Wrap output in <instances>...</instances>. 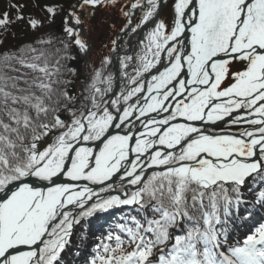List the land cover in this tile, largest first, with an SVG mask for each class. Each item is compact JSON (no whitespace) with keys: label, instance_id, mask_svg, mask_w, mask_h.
<instances>
[{"label":"snow or ice","instance_id":"obj_1","mask_svg":"<svg viewBox=\"0 0 264 264\" xmlns=\"http://www.w3.org/2000/svg\"><path fill=\"white\" fill-rule=\"evenodd\" d=\"M165 3L46 5L48 23L64 17L54 66L31 46V58L0 57L19 73L0 77V264H64L74 226L119 206L140 217L120 226L127 246L109 234L84 264H264V224L228 243L230 228L264 208V0H173L162 16ZM12 7L3 33L18 21L43 26ZM114 8L119 68L95 71L77 104L64 87L77 67L64 65L90 52L85 29ZM21 69L41 75L29 83Z\"/></svg>","mask_w":264,"mask_h":264},{"label":"trees","instance_id":"obj_2","mask_svg":"<svg viewBox=\"0 0 264 264\" xmlns=\"http://www.w3.org/2000/svg\"><path fill=\"white\" fill-rule=\"evenodd\" d=\"M75 0H0V18L3 17L5 12L8 13L11 19H14L17 15V9L12 5H22L20 13L23 14L25 19L33 18L43 22V26L36 30L31 29L25 22L18 21L11 25L8 33H3L0 30V40L4 43L0 44V57L5 54H14L16 56H24L25 58H31L36 53L28 51L29 46L35 47L37 52H43L47 57L50 66H54L55 60L59 58L62 53H57V49L60 47L56 42L57 37H63L57 30V25H60L63 21V15H57L54 23H48V14L44 11V6L50 4L63 5L67 9ZM53 40V44H40L42 39ZM19 67V65H14ZM70 66V62L64 65L65 68ZM22 72H27V79L31 83L34 79L39 77L40 73H33L28 69H21ZM18 76V72L11 71V69L4 66L0 61V77ZM75 82V76L66 77ZM10 83V82H9ZM76 83V82H75ZM72 85V84H71ZM71 85H65L64 87L70 92ZM20 87H26L23 83ZM32 91L36 95H40L38 89L33 88ZM63 113V112H62ZM100 194H103L100 193ZM249 203H252L253 198L251 193H246ZM134 206H120L109 209L107 212H97L93 216L81 220V224L77 225L74 229L72 236L70 237V243L66 245L64 252L61 253L64 264H84L85 257L89 256V253H94L96 246L100 242L107 243L106 237L109 234L120 235L125 241L127 246V234L120 231V226L125 225L127 227H133L130 217L140 219L135 212L131 211ZM253 216L251 219H245L240 221V226L235 229H229V245L238 246L246 239L247 235L252 234L255 228L260 224H264V208H260L259 205H255ZM242 215H247L245 209H241ZM183 234V233H181ZM85 239L82 241L81 236ZM113 246L114 242H113ZM79 248V254L76 253V249ZM131 250V249H129ZM160 251V249H157ZM223 251V249L221 250ZM90 259V257H89Z\"/></svg>","mask_w":264,"mask_h":264},{"label":"rangeland","instance_id":"obj_3","mask_svg":"<svg viewBox=\"0 0 264 264\" xmlns=\"http://www.w3.org/2000/svg\"><path fill=\"white\" fill-rule=\"evenodd\" d=\"M172 5H173V0H168L165 5L162 16L171 15ZM104 18H107V21L104 22L103 21ZM122 21H123V17L120 15L119 11L114 8L111 11L100 12L96 17L95 24H92L90 27H87L85 29L84 35L90 45V52L87 55L84 54L78 55L77 58L81 59L84 65L83 67L84 69L81 72L83 79L79 77L78 79L80 80V82L77 83L73 82L70 88V93L75 96L77 104L87 103V100L85 98L89 95L90 86L92 84L95 71L103 70L105 75L109 73L114 75L113 67L115 65L118 66V62L117 61L115 63L113 62L112 65H104L102 61L105 56H111L112 58H115L116 53L111 52L105 54L103 51L105 48L109 49L110 41L117 35L115 29L112 26L116 25L118 27L120 23H122ZM113 22L114 24L112 25ZM61 24L57 25V30L60 34H63L62 29L60 30L58 29L59 26L61 27ZM95 25H98V29L96 31H94L93 29ZM102 34H103V39L101 40ZM138 38L139 37L131 39V47L128 50L129 54L135 52V47L137 41L139 40ZM121 54H123L122 49H121ZM99 58L100 60L97 61V59ZM101 87H103V85H101ZM61 115H65V114L61 113ZM76 226L77 225L74 226V229Z\"/></svg>","mask_w":264,"mask_h":264},{"label":"flooded vegetation","instance_id":"obj_4","mask_svg":"<svg viewBox=\"0 0 264 264\" xmlns=\"http://www.w3.org/2000/svg\"><path fill=\"white\" fill-rule=\"evenodd\" d=\"M95 21H96V19L93 21V23L92 24H95ZM104 22L105 21H107V18H104V20H103ZM114 24V22L112 23V25ZM93 29H94V31H96L97 29H98V25H95L94 27H93ZM139 38L138 39H141V38H143V34L141 35V36H138ZM103 39V34L101 35V40ZM137 43H138V41H137ZM137 45V44H136ZM137 51H139L136 47H135V52H137ZM105 54H107V53H111L110 51H109V49L108 48H105L104 49V51H103ZM134 53V52H133ZM73 54L75 55V52H73ZM100 54H101V52H100ZM123 55V54H122ZM78 56H76V61L75 62H73V61H70V66H72L73 64H75V66L77 67V71H76V73H75V82L77 83V82H80V80L78 79L79 77L80 78H82L83 79V76H82V74H81V72H82V70L84 69L83 67H84V65H83V61L81 60V59H78L77 58ZM100 60V58L99 59H97V61H99ZM117 60H116V56H115V58H113V62L115 63ZM109 67V66H108ZM86 68V67H85ZM118 68H119V65L117 66V65H115L114 67H113V72H114V75H116V73H117V70H118ZM122 79V78H121ZM233 131H235V129H233Z\"/></svg>","mask_w":264,"mask_h":264},{"label":"water","instance_id":"obj_5","mask_svg":"<svg viewBox=\"0 0 264 264\" xmlns=\"http://www.w3.org/2000/svg\"><path fill=\"white\" fill-rule=\"evenodd\" d=\"M167 2V0H166ZM166 4V3H165ZM58 29L60 30L61 27L59 26ZM63 116V115H62ZM47 141L44 140V141H41L42 144L46 143ZM114 180H115V177H114ZM60 182L63 183V182H66L63 178L60 179ZM81 183H86V182H81ZM116 184H120V181L119 180H116ZM92 187L96 188L97 190H99L101 187H103L102 185H92ZM109 194V193H108ZM106 194V195H108ZM89 203H91V201H89ZM78 211V210H77Z\"/></svg>","mask_w":264,"mask_h":264}]
</instances>
